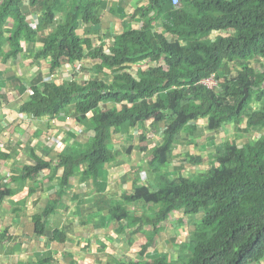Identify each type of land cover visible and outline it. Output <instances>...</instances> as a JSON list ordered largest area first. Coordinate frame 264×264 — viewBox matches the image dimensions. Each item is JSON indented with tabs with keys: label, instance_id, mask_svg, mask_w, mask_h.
<instances>
[{
	"label": "trees",
	"instance_id": "trees-1",
	"mask_svg": "<svg viewBox=\"0 0 264 264\" xmlns=\"http://www.w3.org/2000/svg\"><path fill=\"white\" fill-rule=\"evenodd\" d=\"M102 1L29 0L30 9L42 15L34 30L25 21L20 0H0V55L3 43L10 41L5 57L16 58L22 51L21 33L32 41L38 31H45L42 46L34 56L48 58L50 70L63 62L83 58L94 61V77L91 75L83 83L43 80L33 86L34 93L21 107L34 117L54 116L70 107L84 127L86 139L80 142L77 134L70 133L74 141L59 155L62 186L80 172L79 178L92 182L101 197H93L89 207L105 211L99 216L103 228L112 225L117 234L146 236L139 258L120 260L107 254L112 264H262L264 136L250 138L241 146L235 140L222 142L209 168L192 176H170L168 171L176 142L183 134L192 136L186 141L194 143L191 141L203 137L206 130L225 126L233 127L234 139L253 130H264V63L258 72L249 63L264 57V0H180L176 8L171 0H143L146 4H137L133 13L140 26L124 28L110 42L101 32L98 7ZM155 20L163 32L154 30ZM81 25H86L83 34L77 31ZM219 31L231 33L206 40L212 32ZM4 32L9 33L8 39ZM95 36L100 39L97 46L92 45ZM143 60L147 66H131ZM236 62L241 69L218 89L209 90L199 84L213 73L228 76ZM106 71L111 74L109 81L98 77L99 73L107 76ZM245 93L246 98L239 104ZM108 103L120 107L102 111ZM148 121H163L166 125L159 131L157 141L139 135L137 143L152 142V147L144 154V161L137 158L134 163L140 164L139 169L157 174L156 179L150 186L135 181L131 192L107 198L104 166L111 162L117 166L132 164L134 160V145H128L116 157L109 147L112 138L122 127L145 129ZM199 159L190 155L188 162L198 163ZM47 165L36 157L34 165L24 166L12 179L28 177ZM10 193L11 189H0V204L3 196ZM53 205L55 202L48 211ZM139 208L141 211L136 210ZM200 210L204 212L199 228L193 230L187 242L179 243L177 260L166 251L146 252L165 225L176 224L177 218L185 224L186 216ZM179 212L181 216H175ZM42 216L34 219L37 227L44 226L39 224ZM54 233L64 235L57 230ZM171 239L177 241L175 237Z\"/></svg>",
	"mask_w": 264,
	"mask_h": 264
},
{
	"label": "crops",
	"instance_id": "crops-1",
	"mask_svg": "<svg viewBox=\"0 0 264 264\" xmlns=\"http://www.w3.org/2000/svg\"><path fill=\"white\" fill-rule=\"evenodd\" d=\"M122 2L123 0H104L98 7L99 15L102 10L110 14L116 10L120 11L117 14L120 16L121 24L113 27L116 29L114 31H119L118 33L124 28L132 27L123 21L126 16L121 17L119 7L123 6L126 0L123 4ZM138 4L146 2L139 0ZM19 8L27 24L37 30L42 18L41 12L30 9L29 0H20ZM60 17L59 15L57 19ZM12 21L13 19L9 20L8 25H11ZM115 23L116 20L109 24ZM103 24L101 20V28ZM85 26L79 27L82 33ZM46 30L50 31V28ZM44 34L45 31H38L35 39L28 41L21 33L19 43L22 51L18 56L10 59L5 57V52L10 49V41L3 43V54L0 55V189L12 190V193L3 196L0 204V264H90L89 260L92 256L95 257L97 246L89 241L92 234L87 237L89 233L87 225L95 220L96 226H99L101 223L99 216L104 215L105 211L103 213L98 211L97 206L91 214L83 212L88 204L94 202L93 197L97 199L101 197L96 195V187L92 182L79 178L80 172H75L68 184L63 187L61 183L63 167L58 165L60 153L74 141L70 133L77 134L80 142L84 141L83 130L74 129L80 128L77 124L81 126L82 124L76 120L73 111L72 115L65 116V111L69 107L54 116L38 117L29 115L21 108L30 97L28 88L38 86L43 80L61 84L64 80L58 81L57 75L61 74L64 68L71 69L78 65L76 60L72 64L63 62L59 68L50 70L48 58H35V52L42 46L41 38ZM4 36L8 39L9 33L4 32ZM107 39L109 38L106 37L105 40ZM91 62L93 65L94 61ZM64 129L68 131L66 136ZM121 136L123 141L131 140V137L124 134L119 137ZM114 138L111 140L112 144ZM135 139L138 137L135 136ZM35 156L46 161L48 165L28 177L12 179V176L20 174L24 166L34 165ZM121 166H125V163ZM132 173H135V169L129 174L126 173L124 182L131 191L134 182L141 181L139 175L136 176L135 173L133 176ZM111 177L114 175L111 174ZM115 177H118V180L114 181L112 178L110 185L106 187V195L111 190L114 191L119 181H124L120 174H116ZM54 202L55 205L48 211L49 205ZM85 214L86 219L83 218ZM38 215H43L39 221V224H44L43 227L35 225L34 219ZM55 230L64 232V235H56ZM89 245L92 247L90 253L87 250Z\"/></svg>",
	"mask_w": 264,
	"mask_h": 264
},
{
	"label": "rangeland",
	"instance_id": "rangeland-1",
	"mask_svg": "<svg viewBox=\"0 0 264 264\" xmlns=\"http://www.w3.org/2000/svg\"><path fill=\"white\" fill-rule=\"evenodd\" d=\"M127 1L128 0H126V3L123 4L122 9H121V16L123 14H125L126 16L125 19L123 18V21L128 22L130 25H132V27H139L140 24L137 23L136 21L138 20V18H136L133 15L134 8L137 7L136 5L139 3V0H129L128 3ZM116 4L121 5L119 3H116ZM175 5L179 6L180 0H178ZM119 12L120 11L116 10L114 13L110 14V13H105L104 10H102L101 20L104 22V24L102 25L101 30L104 31L103 34L106 37L114 36L113 34L116 35L119 32V31H114L116 29L113 28L115 25L119 26L121 24L119 22L120 21V16L118 15ZM115 20L117 23L109 24V23L115 22ZM106 23L108 24L109 28L106 27L107 26ZM154 30L163 32V28H161L158 20L157 22L156 20L154 22ZM78 33L83 34L81 29L78 30ZM230 33L231 31L212 32L210 36L206 38V40L212 41L218 35H228ZM92 41H93V45L98 44V39L96 38V36L93 38ZM77 63L78 65L74 68L73 67H71V69L64 68V70L60 72L61 74L57 75L58 81H61V79H63L64 81L74 80L76 82L83 83L85 80L90 79L91 75L92 77H94V67L89 58H83L80 61H77ZM263 63H264V57H260V56L250 61V65L257 72L259 69L263 67ZM155 64L157 65L158 63L155 62ZM139 65H140V62L134 63L131 66H133V68H136ZM235 66L239 70L241 69L240 63L236 62ZM106 72H107V76L106 75L103 76V74L99 73L98 77L104 78L106 81H109L111 79V74L109 71H106ZM233 74H235V72H233ZM73 76H75V78ZM224 81L225 80H222V82ZM103 107L104 108H102L103 109L102 111H107L112 108H119L120 105H114L112 103H108ZM68 114L72 115V109L70 107L67 109V111H65V116ZM146 124L147 125L144 127L145 129L134 128L130 130L129 129L123 130V127H122L121 131L118 132V134L116 133L114 135L115 137L114 143L109 145L112 152H114L116 157H118L121 153H123L127 149L128 145L132 144L134 145V148L132 151L134 160L132 161V164L125 163V166H121V165L117 166V165H114V163L112 162L104 166L105 173H104L103 178L105 181H107L106 182L107 185H110L112 178L114 181L118 180V177H115L116 174L118 175L120 174L122 179L124 180V181L122 180L119 181L117 186L114 185L116 186L113 189L114 191L111 190L110 193L108 192L109 194L106 195L107 198H110V197L119 198L121 194L128 193L131 191L130 187L127 186L126 183L124 184V182H125L126 173H130L134 171V169H135L136 176L139 175V178H140V175L144 176L142 177V180H141V182L144 184H148L150 186V184L154 181V179H156L157 174L153 175L152 173L146 172V169L144 168L139 169L138 166L140 164L139 163L133 164V163L137 160V158L138 159L140 158L141 162L145 160L144 154L146 155V153H148V148L152 147V142L157 141L158 136H160V134L158 135V133L161 130V128L165 127L166 122L162 121L156 124L154 122L148 121ZM77 126H79L80 128L76 127L74 129L81 130L83 128L80 124H77ZM241 126H244V125H241ZM222 128L220 130H215V131L206 130V132H204L203 137H201L198 140L193 141L194 143H188L186 140L189 139L190 135L183 134L182 137H180V140H179L180 142H177V144L175 145L173 153L170 157L171 163L169 164L168 174L170 176H173L176 173H179L185 177H189V176L196 174L198 171H205L209 168L210 162L215 159L213 154H214V151L216 150V147L222 142L235 140V142L239 146H241L244 142H246L250 138L257 139L260 136H264V130L262 131L253 130V131L248 132V134H246L245 136L244 134H242L241 137H238V138L236 137V139H234L235 131L233 130V127L225 126ZM125 132H127L125 136L131 137V140L123 141L122 140L123 137L122 136L119 137L120 135H123V133ZM87 134L91 135L92 133L87 132ZM140 134L144 135L145 138L147 137V139H151L152 142L148 144L147 141L144 142L143 140L141 143H137V140L140 138L139 137ZM135 136L138 137V139H135ZM84 138L86 139L85 134H84ZM190 155L199 157L200 158L199 162L194 163V164H191L190 162H188ZM135 173H132V175L134 176ZM111 174H113L114 177H111ZM133 208L135 209V206L134 207L130 206L131 210H133ZM93 210H95V208H90L88 204L83 213L89 212L91 214L92 212H94ZM136 210L141 211L140 208ZM203 212H204L203 210H200V212L193 215L194 217L186 216L185 218H188V219L185 222V224H182L181 221L179 222L177 218L176 222L178 224L177 223L173 224L172 222H170L168 225H165L162 231L155 237L154 241L152 242V245L146 250V252L152 253L153 251L156 250L158 252L163 253V251H166L169 254V256H171V259L177 260V256L180 250L179 243L187 242L188 240L187 237L191 236L193 230L195 231V229L199 228L198 225L200 224L199 222L203 216ZM171 216L174 217V214H172ZM175 216L180 217L181 213L179 212ZM83 218L86 219L87 214H85ZM124 223H125L124 221L121 222V224H124ZM96 224L97 223L94 220L93 222L91 221L89 225H87L88 230H89L87 237L89 234H92V237L91 239H89V241L91 242V244L94 242L97 246L95 257L93 256L92 258L89 257L90 264H112V262L108 260L107 254H110L120 260L140 257L141 245L146 240V236L144 234L132 235L130 232H128V234H117V232L114 230V228L116 227L112 225H110L109 227L103 228L99 223L98 224L100 227L96 226ZM172 237H175L177 241L176 242L172 241L171 239ZM87 247H88L87 250L90 253L92 247L90 245ZM182 248H185L184 245L182 246ZM263 263H264V259H263Z\"/></svg>",
	"mask_w": 264,
	"mask_h": 264
},
{
	"label": "built area",
	"instance_id": "built-area-1",
	"mask_svg": "<svg viewBox=\"0 0 264 264\" xmlns=\"http://www.w3.org/2000/svg\"><path fill=\"white\" fill-rule=\"evenodd\" d=\"M172 1H173V4H176L178 0H172ZM145 66H147L146 61L140 62V65L137 66V67H142L143 68ZM220 82L221 81L219 79H217L214 74H212V75H210V76H208L206 78H203V79H201L199 81V83L201 85H203L204 87H206L207 89H210V90L219 87ZM27 92L29 93V95H32L34 93V90H33V88H28ZM142 177H144V176L140 175V179L141 180H142Z\"/></svg>",
	"mask_w": 264,
	"mask_h": 264
},
{
	"label": "clouds",
	"instance_id": "clouds-1",
	"mask_svg": "<svg viewBox=\"0 0 264 264\" xmlns=\"http://www.w3.org/2000/svg\"><path fill=\"white\" fill-rule=\"evenodd\" d=\"M143 1V0H142ZM171 3H172V6L174 7V8H176V7H178V6H176L175 4H173V2H172V0H171ZM163 17V16H162ZM165 20V19H164ZM162 28V27H161ZM80 29V28H79ZM78 29V30H79ZM77 30V31H78ZM113 35H115V34H113ZM109 39H107V41H112V39H110V38H112L113 36H107ZM105 39H106V36H105ZM99 44V43H98ZM97 44V45H98ZM97 45H93V46H97ZM41 48V47H40ZM76 61H80V60H76ZM144 61H146V60H143V61H141V62H144ZM147 62V61H146ZM73 62H71V63H68V64H72ZM137 63H139V62H137ZM250 63V62H249ZM148 65V64H147ZM235 65H233V67H232V70H231V73L228 75V76H223V77H218V76H216L214 73V75L216 76V78L217 79H219L221 82H220V85H219V87L222 85V80H225V81H228V80H230V79H233L234 77H235V75H236V73H237V71L239 70L236 66L234 67ZM136 68H138V67H136ZM140 68H142V67H140ZM233 72H235V74H233ZM210 75H212V74H210ZM209 75V76H210ZM208 77V76H207ZM230 77V78H229ZM206 78V77H205ZM203 79V78H202ZM224 81V82H225ZM200 84V83H199ZM219 87H217V88H215V89H218ZM206 88V87H205ZM215 89H212V90H215ZM210 90V89H209ZM221 129V128H220ZM220 129H218V130H220ZM65 130V134H64V136H66L67 135V133H68V131L66 130V129H64ZM82 130H83V128H82ZM211 131V130H210ZM215 131V130H214ZM92 135V134H91Z\"/></svg>",
	"mask_w": 264,
	"mask_h": 264
},
{
	"label": "water",
	"instance_id": "water-1",
	"mask_svg": "<svg viewBox=\"0 0 264 264\" xmlns=\"http://www.w3.org/2000/svg\"><path fill=\"white\" fill-rule=\"evenodd\" d=\"M246 92V90H244ZM246 98V93L245 95L242 97V99L240 100L239 104L243 102V100Z\"/></svg>",
	"mask_w": 264,
	"mask_h": 264
}]
</instances>
